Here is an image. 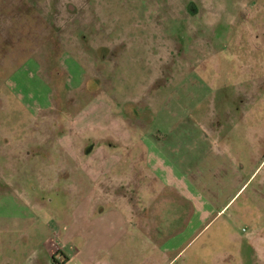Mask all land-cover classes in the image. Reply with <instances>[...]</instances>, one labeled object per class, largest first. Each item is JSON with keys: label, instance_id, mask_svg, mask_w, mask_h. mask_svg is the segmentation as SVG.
<instances>
[{"label": "rangeland", "instance_id": "obj_1", "mask_svg": "<svg viewBox=\"0 0 264 264\" xmlns=\"http://www.w3.org/2000/svg\"><path fill=\"white\" fill-rule=\"evenodd\" d=\"M150 134L200 170L209 145L246 156L247 185L170 264H264V0H0V264H161L141 210L174 205L182 234L193 201L143 193L138 155L130 223L89 219L80 191L82 147L141 155ZM200 184L214 209L236 189Z\"/></svg>", "mask_w": 264, "mask_h": 264}, {"label": "crops", "instance_id": "obj_2", "mask_svg": "<svg viewBox=\"0 0 264 264\" xmlns=\"http://www.w3.org/2000/svg\"><path fill=\"white\" fill-rule=\"evenodd\" d=\"M207 132H212V130H208ZM149 137L151 138L147 139L146 137L145 139L146 142H144V145L146 150L145 153L141 155L139 152L136 153V148L134 149L137 145V142H134V139L123 140L122 138H115L113 140H107V138H103L102 140L100 139L103 141L102 143L100 142L101 145L92 150L89 148L85 151L82 147L81 156L83 157L86 153L85 171L87 172V176L81 181L80 191L84 194L83 198L87 202V208L85 211H87V217L89 219L91 217L93 220L95 219L96 221L104 222L120 219L122 225L130 223L133 219V215L128 190H131L132 185H138L136 178L138 179L139 173L141 176V172H137L134 169V161L138 159L137 155L143 156L142 158L146 162V168H144V174L141 177L147 176V178H149L147 183H143L141 190L143 193L148 194L152 188L154 189L156 186L161 187L163 185L164 188H162V193L164 194L165 192H168L169 196L172 197L174 201L183 199L189 203H192L193 201L192 204H194L193 212H189L188 214L189 219L187 220L184 229V233L187 234L183 238H179V236L185 235L184 233L181 234L177 232L175 235L170 232L167 223L168 220L165 218V215L162 214V212L166 210V207L169 213H174V205L168 208L169 206L162 207L163 204L159 203L156 208L160 212L156 215V220L153 219L155 216L149 214L148 208L145 209L146 213L145 210H141L140 222H143L144 226H147L150 223L156 230L155 232H151V230H148L147 228L145 229L146 235H150V237L154 236V242H159V254L161 258H166L164 259L166 261L165 264H170L169 261L172 262V258H175L177 254L170 257L169 253H173L175 249L177 250L179 246L184 245L186 241L187 244L191 242L194 235L197 234L198 227H201L200 231H198L199 234V232L203 231L209 223L221 215L234 197L241 192L245 185H247L248 179L245 177L241 180L238 170V168L242 167L240 164L235 163L234 159H218L215 151H210V145L208 151L205 148L206 152H204L203 155H205L206 158L202 160L208 161L202 164L204 167L200 170L197 169L193 160L184 158V156L178 152V147L176 145H165L164 147V139H154L152 134H150ZM118 145H122L125 149V155L118 151ZM193 147L197 148L195 145ZM198 148L200 149L199 146ZM128 150L132 153L128 152ZM189 160H191V162ZM190 165L191 168L187 169ZM80 172L84 173L81 170ZM195 176H197V179H194ZM223 176H228V182H222ZM204 178L210 180L215 187H219V185L224 187L229 182L234 183L237 187L234 185L236 188L235 191L231 194L229 193L225 199V203L214 209V205L209 204L203 198L207 191L200 183ZM151 179L155 181L154 185H152ZM210 188H212V185ZM120 191L123 195H121V198H118V193ZM208 197L209 196L206 195V198ZM174 198H177V200ZM179 203L181 204V201H179ZM179 203L175 205L179 206ZM203 207L206 209L204 210ZM118 210H122L124 214L120 215L117 213ZM179 212L185 213V210H180ZM195 213L196 215H201L202 219L199 222L194 218L192 220L190 219V214H193L194 216ZM137 216L140 217V212L137 213ZM147 217H150L151 219H148ZM170 217V221L175 219V215ZM197 223H199V226H197ZM192 234L193 237L190 238Z\"/></svg>", "mask_w": 264, "mask_h": 264}, {"label": "flooded vegetation", "instance_id": "obj_3", "mask_svg": "<svg viewBox=\"0 0 264 264\" xmlns=\"http://www.w3.org/2000/svg\"><path fill=\"white\" fill-rule=\"evenodd\" d=\"M252 135H253V138H257L256 140H257V142L259 143V142H260V137H259V135H261V133H260V132H256V133L253 132ZM256 140H255V142H256ZM240 151H241V150H240ZM243 154H244V153H243ZM237 155H239V158H238V159H240V158H241V159L238 160V159L235 158V159H234V160H235L234 162L240 164L241 166H243V165L241 164V161H243V158L246 157L245 154L242 155V153H241V154L238 153ZM230 156H231V158L233 157L232 155H230ZM255 156H256V155H255ZM255 156H254V157H255ZM237 157H238V156H237ZM165 263H166V261H165L164 258L162 257V258H161V264H165ZM169 263H171V262L169 261ZM53 264H58V263H53ZM59 264H66V262H65V263H59Z\"/></svg>", "mask_w": 264, "mask_h": 264}]
</instances>
